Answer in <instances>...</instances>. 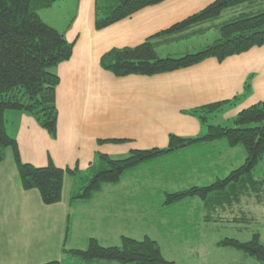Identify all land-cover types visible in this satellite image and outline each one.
<instances>
[{"label":"trees","instance_id":"16d2710c","mask_svg":"<svg viewBox=\"0 0 264 264\" xmlns=\"http://www.w3.org/2000/svg\"><path fill=\"white\" fill-rule=\"evenodd\" d=\"M61 1L64 0H0V162L9 149L22 190H36L46 206L58 204L62 199L64 176L69 174L73 178L69 206L75 207L91 201L104 186L120 184L126 174L146 167H151L154 172V163L162 170V179H167V176L177 178L183 174L182 171L191 172L198 167L200 173L216 175L203 184L190 181L185 187L172 190L174 193L164 190L161 195H164L168 209L160 204L163 215H181L192 205H182L181 209L173 207L196 200L203 213L199 220L204 223H251V216L242 211L237 215L234 211L241 206L244 197L254 198L257 204L264 203V177L253 175L254 169L264 159V102L241 110L227 121L230 123L228 126L217 123V119L232 103L230 100L185 111L183 113L201 125L198 136L183 138L170 134L165 148L134 149L122 157L96 153L84 171L63 170L52 162L44 167L22 162L15 138L6 131L5 114L9 111L24 113L33 118L51 139L56 138L58 113L55 95L59 78L54 70L71 58L73 43L67 42L63 33L46 24L39 11ZM163 1L94 0V28L98 31L105 29ZM261 1L264 0H214L137 46L111 49L101 56L99 65L115 77H151L185 69L210 58L222 62L228 57L262 47L264 7L245 8ZM240 6L244 7L241 12L216 23L224 11ZM196 28L198 30H194ZM210 29L218 33L213 42L178 56L158 55L159 46L173 37L190 31L204 34ZM248 89L247 83L245 94ZM124 141L111 139L99 140L98 143L118 144ZM237 147H242L245 157L243 163L233 166L231 159L228 158L227 162L222 156ZM219 168L225 172L228 170L226 175L223 170L219 174ZM170 171L174 172L171 174ZM69 235L70 221L67 220L61 247L62 260L42 264H175L164 258L159 244L149 236L140 240L122 236L118 245L107 246L96 238H88L85 248L71 249L67 248ZM215 244L241 253L245 263L252 259L257 264H264V243L257 232L246 241L227 237Z\"/></svg>","mask_w":264,"mask_h":264},{"label":"crops","instance_id":"0c3cea01","mask_svg":"<svg viewBox=\"0 0 264 264\" xmlns=\"http://www.w3.org/2000/svg\"><path fill=\"white\" fill-rule=\"evenodd\" d=\"M212 1L165 0L99 31L94 28V0H64L39 11L46 24L63 33L67 42L73 43V50L71 58L57 65L54 70L59 78L55 95L58 113L55 139H51L30 116L16 111L5 114L6 131L15 138L22 162L35 167H44L52 162L63 170L84 171L96 153L122 157L134 149L165 148L170 134L183 138L198 136L201 125L195 118L183 113L185 111L230 100L232 103L221 116L228 121L241 110L264 102V46L228 57L222 62L210 58L185 69L151 77H115L101 69L99 61L106 52L137 46L197 13ZM262 7L264 4L257 2L245 8ZM237 13L235 10L233 14ZM210 31L215 30L210 29L204 34L190 31L186 35L173 37L169 42L162 43L158 50L172 43L206 35ZM247 83L249 89L245 94ZM111 139L125 141L118 144L98 143L99 140ZM236 149L222 156L227 162L228 158L231 159L233 166L238 156L245 157L243 151ZM222 170L224 173V169L220 168L217 172L221 174ZM215 175L205 173L202 179L195 178L191 182L207 183ZM124 183L104 188L106 185L99 192L108 195L121 191L130 195L132 191L131 195L138 196L124 198L121 203L123 222H141L149 216L151 220L157 218L158 227H161V221L172 227L186 225L183 220L186 216L183 214L163 215L164 210L160 205L141 208L136 202L145 194L161 197L162 192L170 188L150 184L146 186L147 183L136 181ZM178 188V185L171 187L172 190ZM72 189L73 178L65 174L61 202L44 205L36 190H22L11 152H6L5 159L0 162V264H29L32 251L41 254L45 261L50 260L49 256L53 252H59L62 260L61 247L67 220L70 221L68 242L73 244L76 239L73 234H79L76 232L77 220L85 216L80 207L97 200L99 195L89 202L70 207ZM112 204L113 199L103 203L97 200L90 212L102 220H108L111 215L113 219L118 218ZM110 208L113 211H109ZM195 210L199 211L198 205ZM50 217L53 219L51 233L48 232L44 237L46 243H39L42 239L36 232L46 226L45 220L48 225L52 223ZM38 218L42 221H37ZM193 218L199 219L196 215ZM108 224L109 221L106 227ZM13 227L21 232L28 227L27 237L23 233L19 236L17 233V237L13 232L9 234ZM185 234H188L187 231ZM92 237L99 241L98 237ZM37 238L39 240L35 243ZM87 239H76L75 244H83Z\"/></svg>","mask_w":264,"mask_h":264},{"label":"rangeland","instance_id":"374dc122","mask_svg":"<svg viewBox=\"0 0 264 264\" xmlns=\"http://www.w3.org/2000/svg\"><path fill=\"white\" fill-rule=\"evenodd\" d=\"M261 3L264 4V1H261ZM242 8L244 7L240 6L239 8L236 9H229L224 11L221 14L220 18L216 21V23L227 20L229 17L233 15L235 10L240 12ZM217 38H218V33L215 31H210L206 35L199 37H192L185 41L179 43H172L168 46H165L158 50V55L160 57H165L167 55L176 56L180 52L183 51L186 52L187 50L192 52L198 49L199 45L211 43ZM210 123L215 124L216 122L211 121ZM217 123L223 126L230 125V123L229 122L227 123V120L226 121L223 120L222 117L217 119ZM236 150H240L241 152L243 151L242 147H237ZM7 151L10 152L9 149ZM181 160H186V159H181ZM243 161L244 158L238 156L236 165H240L241 163H243ZM153 167H154V172H152L151 167H146L145 169L142 168L141 170L133 171L130 174H126L123 183L125 182L124 184H126L127 182H129V184H131L133 181L142 182L143 184L147 183L146 186L150 184L149 186L170 188L167 192L174 193L171 187L178 185L179 188H183L186 185H188L192 179L195 178L202 179L203 177H205L203 173H200L198 171V167H194L191 172L182 171L183 174L178 175L177 178H175L174 176V178L171 179L169 176H167V179L165 177L162 179L163 176L160 174V171L162 170L156 168L155 163ZM173 172L174 171H170L171 174ZM227 172L228 170L226 171V173ZM253 175L257 178L264 177V159H262L257 165V167L254 169ZM111 187L113 186L108 185L104 188H111ZM131 194L132 191L130 195H125L124 192L120 191L117 194L107 195L104 192L103 194L97 195L98 196L97 200L100 201V203H103L105 201L107 202L113 199L112 205L114 209V214L119 215V217L115 219H113V215H111L110 218H108V220H102L100 218L95 217L90 212V210L94 207L97 200L91 202L87 206L82 205L80 207L82 209L81 212L85 216L83 219L78 218L76 224V232L79 234L77 235L73 234V237L78 240H81L90 237L93 238L92 236L94 237L96 236L99 238V241L102 245L107 246V245H118L120 236H127L135 240H140L144 236H149L159 244L161 253L164 256V258L166 260L174 262L175 264H257L252 259L247 260L245 263L241 253L235 252L234 250H230L227 248L217 247L215 243L227 237L246 241L250 239L253 233L256 232L259 233L261 240L264 243V203L257 204L254 198L248 199V197H244L242 199L241 206L235 209L234 214L238 215L240 211H242L243 213L251 216L252 222L249 224H242V223L235 224V223H226V222L204 223L199 219L193 218L194 215L200 217L203 214L200 209H199V213L196 212L195 210V206L197 204L198 206L200 205L198 201L195 200L193 202L181 203V205H177V207H173V208L181 209L182 205H188V206L192 205L190 208L184 209L182 212V214H185L186 216V218L184 219L186 225H184L183 227L182 226L172 227V226L164 225L165 223L161 221L162 225L160 224L161 227H158L157 225L159 224H157L158 223L157 218L155 219L152 218L155 221L154 222L149 218V216L145 217V221H141V222L135 220L130 222L128 221L123 222L121 220V203L124 201V198L127 197L132 198L133 196L138 197ZM141 196H140L141 199L139 201H136L141 208H148L149 206L157 207L160 204L165 205L164 195L163 197L162 195L161 197H157L153 194L151 195L145 194ZM165 208L168 209V206L165 205L164 209ZM113 209L110 208L109 211H113ZM52 220L53 219H51L50 217V221ZM37 221H42V219L38 218ZM107 221H109V224L106 227ZM45 222L44 224L46 226L39 228L36 232L39 238L42 239V241L39 243H46L47 240H44V237L47 235L48 232L49 234L51 233L50 229L52 227L51 224H53V221L52 223H49V225L46 224ZM38 226H41V224H38ZM27 230L28 227L25 228L23 232H21V230L17 231L16 227H13L12 230L9 232V234L13 232L17 237V233L18 236L20 235V233H23L22 235H25L27 237V233H28ZM185 231H187L188 234H185ZM105 237H111L112 240L111 238L106 239ZM39 238L36 239L35 243L37 242V240H39ZM76 239L73 244L67 241L68 248L70 247L75 249L85 248L86 242H84L83 244H81V242L75 244ZM36 249L38 250L39 247L37 246ZM60 257L61 256L59 252L56 254L55 252H53V254H50L49 256L50 260L45 261V259L41 258V254L37 255V253H33L32 251V260L29 262V264H37V262H39L38 264H42L55 260L61 261ZM40 260L43 262H40Z\"/></svg>","mask_w":264,"mask_h":264}]
</instances>
